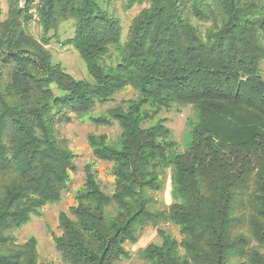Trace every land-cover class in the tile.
Returning a JSON list of instances; mask_svg holds the SVG:
<instances>
[{"label":"trees","instance_id":"obj_1","mask_svg":"<svg viewBox=\"0 0 264 264\" xmlns=\"http://www.w3.org/2000/svg\"><path fill=\"white\" fill-rule=\"evenodd\" d=\"M5 1L0 264H45L34 238L11 232L67 191L77 154L58 126L74 118L119 132L87 135L93 160L52 233L63 264H118L161 223L180 238L157 228L136 251L145 264H264V0H127L148 5L125 35L110 0ZM51 41L72 47L88 77L54 62ZM174 107L191 110L181 142L162 117ZM166 178L171 202L158 208Z\"/></svg>","mask_w":264,"mask_h":264},{"label":"rangeland","instance_id":"obj_2","mask_svg":"<svg viewBox=\"0 0 264 264\" xmlns=\"http://www.w3.org/2000/svg\"><path fill=\"white\" fill-rule=\"evenodd\" d=\"M114 14L120 20L122 27V35H125L130 22L138 14V12L148 5L147 2L141 4H134L132 7H125L127 0H110ZM3 12L7 10L5 0H0ZM30 32L33 36L39 38L40 28L34 22L30 26ZM71 34V27L67 24H62L60 27V39H64ZM52 56L54 62L59 63L62 68L76 78H87V71L83 60L79 57L78 53L70 46H61L55 41H51L46 46ZM260 67L264 70V60L261 62ZM129 93H119L116 95V101H119L125 96H130ZM113 103H108L105 106H99L95 109L96 113H101L106 107L111 106ZM191 115L189 107H174L170 111L162 114V117L167 118V125L172 129L174 137L177 141L181 142L184 133L187 130L186 119ZM59 134L63 137L76 157V172L72 175L71 182L68 189L63 193L61 200L58 203L46 205L42 208L40 216L31 217L30 221L22 225L20 228L14 229L11 234L15 237V241L19 244L25 242L30 238L36 241L37 252L40 262L45 264H63L58 252L56 251L53 241L52 233H58L57 216L59 211L66 210L68 206L73 203V193L75 189L83 183L85 163L93 160L91 149L87 144V135L90 133H106L107 136L115 138L119 129L116 124L110 127H96L91 121L87 119L74 118L69 123H64L58 126ZM99 174L104 179L106 175L107 165L103 162L97 163ZM171 186L168 178L164 181L163 189L155 194L158 201V208H164L171 202L170 191ZM157 228H163L170 232L174 237L180 238L176 227L168 223H161L156 227H145L138 241L135 244H127L126 248L129 250L131 257L122 260L118 264H145L136 256V251L143 248L150 242H157Z\"/></svg>","mask_w":264,"mask_h":264}]
</instances>
